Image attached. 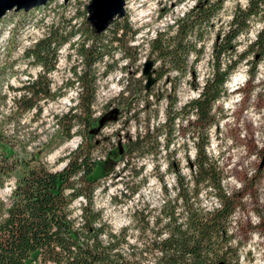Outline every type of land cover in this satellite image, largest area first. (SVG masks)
Listing matches in <instances>:
<instances>
[{
    "label": "rangeland",
    "instance_id": "1",
    "mask_svg": "<svg viewBox=\"0 0 264 264\" xmlns=\"http://www.w3.org/2000/svg\"><path fill=\"white\" fill-rule=\"evenodd\" d=\"M122 1V10L114 16V22L127 21L138 33L129 41L131 49L126 50L131 60L122 58V51L116 43L104 41L107 46L102 52L105 55L93 67L92 72L97 78L93 117L103 114L106 122L97 134L94 158H104L109 152L111 160L117 159V146L121 147L120 144L134 134L143 132L147 125L151 130L165 123L167 102L175 99L173 108L168 109L171 116L175 109L198 96L200 89L196 87H202L213 72L211 44L215 30L206 24L201 31L202 53L198 60H195L194 53L189 55L191 70L186 76L171 71L170 75L158 79L157 69L161 61H155V57L149 54L146 40L153 38L155 31L166 30L194 0ZM91 2L49 0L28 11L7 9L0 17V127L9 135L17 155L37 156L51 169H61L64 158L82 141L78 127L72 129L75 133L71 138L63 140L61 125L56 122V117L64 115L77 101L79 90L73 71L82 67L76 52L81 38L75 35L70 42L63 44L58 50L55 69L47 75L57 96L40 101L41 111L34 109L20 116L15 108V100L19 97L16 88L41 71L39 65L30 64L23 54L33 42L47 34L50 25L75 16L77 9L87 11ZM237 2L246 4V0H226L214 21L216 26L230 19ZM87 16L92 18L91 13L87 12ZM81 20V16L73 17L71 24L76 28ZM111 27L109 25L105 35L111 33ZM258 28L256 23L247 35L239 37L237 52L245 49ZM146 59L154 63V83L150 86L154 96L147 98L142 91L146 75L141 73ZM236 73H240V79L232 85ZM126 79L129 91L122 89L127 84ZM224 86L225 93L212 110L216 122L207 130L206 150L222 174V189L234 194L238 204L229 233L233 235L232 243L239 264H264V165L261 166L264 158V59L252 74L245 61L240 63ZM188 118L194 120L193 116ZM186 119L178 116L173 124L161 127L156 156L130 158L132 168L121 174L122 179L111 177L123 167L118 161L112 173L102 177L101 185L93 192V208L101 213L104 228L119 234L117 242L125 257L131 259L133 255L142 264H154L156 254L150 250L151 240L165 236L162 233L160 237H154L162 228L161 224L167 221L160 209L164 207L167 211L177 206L176 210L182 211L181 200L175 202L176 176L184 182L186 191L190 192L192 188L190 163L195 156L192 136L197 133L189 127ZM166 140H169L168 147H161ZM168 166L171 171H167ZM193 199L195 205L205 210L218 205L213 189L208 186L202 187ZM83 201L78 198L70 206L74 217H80ZM102 238L105 240V235ZM28 264L42 263L35 254L28 259Z\"/></svg>",
    "mask_w": 264,
    "mask_h": 264
},
{
    "label": "trees",
    "instance_id": "2",
    "mask_svg": "<svg viewBox=\"0 0 264 264\" xmlns=\"http://www.w3.org/2000/svg\"><path fill=\"white\" fill-rule=\"evenodd\" d=\"M225 2L194 0L166 30H157L153 38L146 40L149 54L155 57V61H161L157 69L158 79L170 75L171 71L186 76L191 70L189 55L194 53L195 60H198L202 53L201 31L206 24L215 30L211 44L213 72L202 87L195 86L200 89L198 96L175 109L171 116L168 109L173 108L175 99L167 102V116L161 126L150 130L147 125L143 132L134 134L127 142H119L118 158L113 160L109 158V152L104 158H94L96 137L106 122L103 114L93 117L97 78L92 71L105 55L102 52L107 46L104 41L116 43L122 51V58H129L126 50L131 49L129 41L138 31L127 21L117 23L114 18L105 29L98 30L90 23L88 9H77L73 17H82L78 27L71 24L73 17L62 18L50 25L47 34L24 51L23 57L30 64L39 65L41 71L16 88L19 97L15 100V108L20 116L34 109L41 111L40 101L57 96L47 75L55 69L58 50L63 44L70 42L75 35L81 38L76 52L82 67L73 71L79 90L77 101L64 115L56 117V122L61 125L63 140L71 138L75 133L72 129L78 127L82 141L64 158V166L56 170L48 168L32 154L17 155L9 135L0 127V190L8 181H12L10 186L13 182L15 184L10 199L0 200V264H28V259L35 254L42 264H142L133 255L131 259L125 257L117 242L119 234L104 228L101 213L93 208V192L101 185L100 179L112 173L118 161L123 167L111 177L122 179L121 174L132 168L130 158L156 156L159 153L158 135L178 116L187 118L189 127L197 133L192 136L195 148L190 163L192 188L189 194L183 187L184 182L176 176L175 202L181 200L182 211H177V206L167 211L164 207L160 209L167 221L161 224L162 228L154 237H160L162 233L165 236L150 243V250L156 254L154 264H239L232 243L233 235L229 233L238 204L234 194L222 189V174L206 150L207 130L216 122L212 110L225 93L224 84L234 69L245 61L252 74L264 59V0H246L244 5L237 2L230 19L216 26L214 21ZM256 23L259 28L253 39L244 50L237 52L239 37L247 35ZM109 25L112 26L111 33L105 35ZM124 89L129 91L128 81ZM142 91L146 98L154 96L150 87L146 89L143 85ZM189 115L194 117L193 121ZM164 134L166 138V130ZM168 144L169 140H166L161 147L166 148ZM167 171H171L169 166ZM206 186L213 189L218 199V205L207 210L192 200ZM78 198L84 199L79 218L73 216L70 208ZM181 217L183 220H179Z\"/></svg>",
    "mask_w": 264,
    "mask_h": 264
},
{
    "label": "water",
    "instance_id": "3",
    "mask_svg": "<svg viewBox=\"0 0 264 264\" xmlns=\"http://www.w3.org/2000/svg\"><path fill=\"white\" fill-rule=\"evenodd\" d=\"M49 0H0V17L10 8H25L29 10L37 5L46 4ZM122 0H92L89 5L88 13H91L92 18L88 17L92 26H95L98 30H103L108 25L116 14H119L122 10ZM153 61L146 59L143 63L141 73L146 75V81L144 87H149L154 83L153 79ZM264 165V158L262 159L261 166ZM64 166V164H63ZM62 166V167H63Z\"/></svg>",
    "mask_w": 264,
    "mask_h": 264
},
{
    "label": "clouds",
    "instance_id": "4",
    "mask_svg": "<svg viewBox=\"0 0 264 264\" xmlns=\"http://www.w3.org/2000/svg\"><path fill=\"white\" fill-rule=\"evenodd\" d=\"M15 187V184L13 182L12 186L10 188H6L4 190H0V200H7L10 199L12 188Z\"/></svg>",
    "mask_w": 264,
    "mask_h": 264
},
{
    "label": "bare ground",
    "instance_id": "5",
    "mask_svg": "<svg viewBox=\"0 0 264 264\" xmlns=\"http://www.w3.org/2000/svg\"><path fill=\"white\" fill-rule=\"evenodd\" d=\"M23 9H25V8H23ZM239 76H240V73H236V74L233 75V78H232V81H231L232 85L237 83V81L240 79Z\"/></svg>",
    "mask_w": 264,
    "mask_h": 264
},
{
    "label": "built area",
    "instance_id": "6",
    "mask_svg": "<svg viewBox=\"0 0 264 264\" xmlns=\"http://www.w3.org/2000/svg\"><path fill=\"white\" fill-rule=\"evenodd\" d=\"M123 89V88H122ZM12 183V181H8V182H6V188H10L11 186H10V184ZM5 188V189H6Z\"/></svg>",
    "mask_w": 264,
    "mask_h": 264
}]
</instances>
